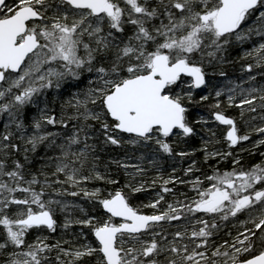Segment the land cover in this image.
Instances as JSON below:
<instances>
[{
	"label": "snow or ice",
	"instance_id": "snow-or-ice-1",
	"mask_svg": "<svg viewBox=\"0 0 264 264\" xmlns=\"http://www.w3.org/2000/svg\"><path fill=\"white\" fill-rule=\"evenodd\" d=\"M247 42L226 108H238L241 119L259 111L264 120V0H0V264H264V160L237 168L233 159L231 171L213 167L188 181L158 175L154 199H130L145 190L132 182L146 175L145 162L159 171L160 157L192 155L174 142L195 136L194 123L209 124L203 116L190 121L189 106L208 102L212 90L220 139L207 129L204 162L232 156L210 145L249 140L221 107L224 89L204 92L208 69L227 76L223 66L237 62L231 49ZM50 95L61 98L58 114ZM254 131L264 136V126ZM100 141L133 150L137 162L114 161L131 178L122 188L86 186L119 184L99 171ZM41 146L53 155L32 171L29 154ZM195 171L193 162L184 174ZM177 183L194 195L166 201ZM70 208L83 216L58 224ZM73 224L82 229L75 241L55 236ZM228 224L235 234L221 236ZM83 229L94 242H79L87 241Z\"/></svg>",
	"mask_w": 264,
	"mask_h": 264
},
{
	"label": "trees",
	"instance_id": "trees-1",
	"mask_svg": "<svg viewBox=\"0 0 264 264\" xmlns=\"http://www.w3.org/2000/svg\"><path fill=\"white\" fill-rule=\"evenodd\" d=\"M254 39H258L254 37ZM251 46V42H247L241 46H237L230 51V58L235 59L237 62L235 64L232 63H226L223 67L225 71L227 72V76L221 77L218 74L213 75L212 72L213 69L209 68V76L208 79L210 81V87L207 89H204V92L207 93L208 91L212 89H224V95L220 97V100L222 101L221 107L224 108L227 112V114L233 118H235L237 122V126L240 129L241 134H249V140L247 141H241L237 145L233 146L232 148L228 147V144L221 140L220 143L210 145V150H220V151H231L232 156L229 157L227 160H220L219 163L217 160H209L207 163L204 162V153L200 150L203 147L204 140L209 139L210 132L207 131L208 128H212L217 131V137L216 139H220L219 136V128H217L216 124L212 121V118L210 116V108L208 105L210 103H215V92L212 90V95L210 96V99L208 102H205L202 105H190V115L189 120L193 123L196 119L203 116L205 119L209 121V124L206 126H201L200 124H195L194 127L196 129V135L193 136L191 139H188L186 142L180 141L178 143L174 142V147L177 151L184 150L192 155L189 157H180V156H174V157H160V167L159 171L155 168H152L151 165H149L147 162H145L144 167L147 169V173L144 176H137L135 180L132 182L136 184L137 186L140 183H144L145 190L131 193L130 199L131 203L133 205H141V204H147L150 200L154 199L156 197V194L160 191V184L157 183L156 185H152L151 181L154 177L158 175H164L165 178H167L170 174H173L180 179L184 181L195 179L197 176L202 177V172H207L208 174H211L213 167H218L221 171H231L233 167V159H238L240 161V165H237V168L243 166L244 168H249L253 164L260 163L262 160H264V157L260 155V153L264 152V144H258L257 142L260 140H264V136L260 135L259 133H256L254 129L256 127H262L264 126V120L260 119L261 113L258 111L257 113H245V116L243 119L240 117V110L238 108H226V99H227V89L230 85H228V81L231 80L234 83H240L238 77L241 75L240 72V64L243 63L238 59V57L242 54L243 51L248 50ZM259 79V77H258ZM247 86V85H245ZM75 90V89H73ZM197 94L195 96L196 100H199V93L200 90H196ZM67 97L65 96L64 99ZM43 99V98H41ZM55 99V103H51ZM48 100L50 102V107L55 109V112L58 114L60 111V104H61V98L59 97H53L49 96ZM43 106V105H41ZM36 110L34 108H31L29 106L28 109H26V115L30 118L32 115H34ZM252 116H255L256 119L253 120ZM222 127V126H221ZM3 130L2 121H0V131ZM53 131H58L59 129H52ZM47 152L48 155H53V153L50 150H47L44 146H41L38 148L37 152L35 154H29L30 160H31V170L37 171L42 168L44 165V157L45 153ZM98 154H99V171L101 173H107L112 176H114L116 179L119 180L118 185H106L103 182H92L88 185H86L89 188L92 187H100L107 191H112L114 188H122L123 185L128 182L130 177L126 176L125 171L123 169H120L117 167L116 163L114 161H126L129 163H135L137 162L133 158V150L129 146L124 147H116V146H108L104 145L102 141L98 144ZM140 152H135V156H139ZM195 162L196 168L200 169V171H195L192 174L185 175L184 170L187 169L190 165ZM173 169H175V173H173ZM131 171V169H129ZM169 187L173 188V193L165 194V199L168 202H172L174 196L178 199H183V197L180 195L181 193H186L188 195H194L190 191L191 185L190 184H180L177 183L176 185H169ZM125 192H128V189H124ZM65 199L70 203H76L80 204L84 207L85 211L88 212L89 215H100L101 211L93 206L92 204L86 202L84 199L80 197H65ZM144 214H152V209L149 208H143L142 209ZM68 216L70 219H76L81 218L83 216V213H81L78 209H69L67 213H61L58 214L57 220L58 224L63 223L65 216ZM81 226L73 224L72 227L65 232L62 227L58 228L57 233L55 236H59L63 234L66 239H72L75 241V236L73 233H80L81 232ZM232 230L233 234H235V230L232 229L231 224H228L224 227V229L221 232V236L224 235V232ZM85 236H87V240L94 242V237L91 236L87 229H83ZM34 237H29V239H32ZM83 238V237H81ZM80 238V241L81 240ZM84 240V239H83ZM83 242V241H82ZM81 242V243H82Z\"/></svg>",
	"mask_w": 264,
	"mask_h": 264
},
{
	"label": "rangeland",
	"instance_id": "rangeland-1",
	"mask_svg": "<svg viewBox=\"0 0 264 264\" xmlns=\"http://www.w3.org/2000/svg\"><path fill=\"white\" fill-rule=\"evenodd\" d=\"M81 240H82L83 242H88V240H87V241H85V240H83V238H81ZM82 241H81V242H82ZM83 242H82V243H83Z\"/></svg>",
	"mask_w": 264,
	"mask_h": 264
}]
</instances>
